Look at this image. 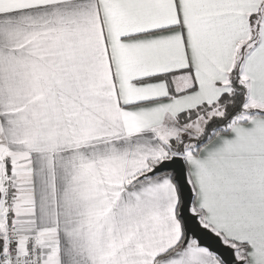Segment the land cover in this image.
<instances>
[{
    "label": "snow or ice",
    "instance_id": "6c2138e0",
    "mask_svg": "<svg viewBox=\"0 0 264 264\" xmlns=\"http://www.w3.org/2000/svg\"><path fill=\"white\" fill-rule=\"evenodd\" d=\"M0 264H264V0H0Z\"/></svg>",
    "mask_w": 264,
    "mask_h": 264
}]
</instances>
